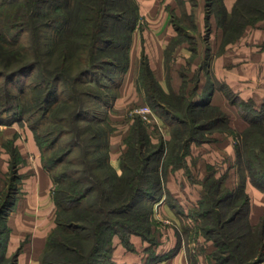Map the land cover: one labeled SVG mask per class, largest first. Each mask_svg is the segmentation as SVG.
I'll list each match as a JSON object with an SVG mask.
<instances>
[{
	"label": "trees",
	"instance_id": "1",
	"mask_svg": "<svg viewBox=\"0 0 264 264\" xmlns=\"http://www.w3.org/2000/svg\"><path fill=\"white\" fill-rule=\"evenodd\" d=\"M213 3L219 13H224L220 0H207L209 9ZM252 14L264 15L263 0H237L230 19L223 23L224 40L235 37L252 20ZM138 19L135 0H0V124L26 122L25 117L37 116L28 124L41 150L35 129L50 113H55L57 104L59 112L65 113L69 107L73 125L67 131L70 145L62 148L55 163L74 147L79 152V166L61 171L57 178L59 190L53 196L55 226L47 236L40 264H112L113 236L118 235L127 248L131 234L146 239L144 231L150 229L154 202L164 194V200L174 201L166 195L168 167H186L191 145L211 139L208 133L232 131L224 111L205 103L203 97L197 98V86L188 94L184 86L179 92H165L147 58L141 56L138 88L143 90L153 111L171 124L170 138L152 143L146 125L136 116L124 136L127 149L120 156L122 172L116 173L108 160V132L88 134L80 124L88 111L85 97L101 96L83 90L79 84L91 73L102 85V79L120 80L129 64V48ZM177 20L174 17L179 35L171 40L165 58L188 34ZM24 33L28 35L27 45L20 43ZM57 46L59 65L51 62ZM70 56L75 65L73 71L68 64ZM33 70V82L19 83L14 92L12 81ZM60 85L62 96L58 92ZM227 95L232 98L230 93ZM263 115L264 110L255 118L250 117L249 126L239 135L236 165L242 178L237 188L229 189L224 176L216 177L212 171L200 180L202 192L194 209L203 220L201 230L213 237L219 264H259L264 259V216L256 224L250 222V199L244 190L247 177L264 191ZM60 119H65L64 115ZM62 132L65 129H59V137ZM104 135V141L97 138ZM17 179L11 165L7 188L0 193V264L16 263V253L3 257L2 239Z\"/></svg>",
	"mask_w": 264,
	"mask_h": 264
},
{
	"label": "crops",
	"instance_id": "2",
	"mask_svg": "<svg viewBox=\"0 0 264 264\" xmlns=\"http://www.w3.org/2000/svg\"><path fill=\"white\" fill-rule=\"evenodd\" d=\"M135 1L139 19L132 33L129 64L119 80L117 94L106 115L117 121L113 124L114 132L109 136V164L117 174L122 172L120 156L127 149L122 140L123 135L136 116L143 121L135 110L145 104L144 92L138 88L137 83L141 56L147 58L155 79L165 92H179L182 87L181 66L194 55L192 51H198L191 63L193 71L200 67L197 98L203 97L205 103L224 111L228 115V125L232 128L231 132L216 130L208 134L211 136L210 140L192 144L191 152L186 156L187 171L184 167H168L165 185L175 198L172 203L163 200L159 205L163 221L175 225L181 212V205L176 197L183 192L191 194L190 198L195 200L200 195L201 186L193 184L187 173L197 174L199 169L202 174L216 163V167L223 165L222 170H225L226 179H232L231 184L240 183L241 171L236 165L239 135L249 126V118L261 115L264 110V15H248L252 20L245 23L231 40H224L223 23L230 19L237 0H220L224 13H219L214 3L209 9L207 0H182L184 14L191 18L198 34L189 29L186 32L196 36L198 46L193 48L183 39L165 58V50L171 40L179 35L174 21L175 16H181L177 12V0ZM245 2L248 4L249 1ZM137 38L140 45L138 44V51H134L132 45ZM227 92L231 94V99ZM154 114L157 122L143 121L151 142L157 143L160 138L168 140L171 124L157 113ZM157 125L163 127V130L159 131ZM193 155L199 156L194 162ZM11 165H14L18 179L15 198L5 218L7 230L2 239L3 257L16 253L15 264H40L47 236L55 226L56 206L49 195L52 184L50 172L42 162L41 150L33 130L25 121L0 124V193L7 188ZM178 175L181 178L179 186L176 184ZM226 184L230 185L228 181ZM244 190L250 199L249 220L256 224L264 216V191L254 186L247 177L244 180ZM112 242V264H188L181 247L161 251L157 249L155 255L149 256L144 252L148 249L149 242L139 234L130 235L131 248H127L118 235L113 236Z\"/></svg>",
	"mask_w": 264,
	"mask_h": 264
},
{
	"label": "rangeland",
	"instance_id": "3",
	"mask_svg": "<svg viewBox=\"0 0 264 264\" xmlns=\"http://www.w3.org/2000/svg\"><path fill=\"white\" fill-rule=\"evenodd\" d=\"M177 2H178V7L180 8V9L178 8L177 12L181 13V16L179 17L175 16L176 18H179V20H177L176 22L179 23L181 26L185 27L186 29H189V31H191L192 33L198 34L197 29L192 26L190 18L184 14L183 1L177 0ZM191 32H186L188 33L187 35L189 36L186 35L185 40H187L190 43L191 47L196 48L198 46V41L196 42L197 38L196 36H194V34H191ZM138 42H139L138 38L135 44H133V40H132V44H133L132 46L134 47V51H138L139 49L140 43ZM20 43L25 44V45L28 44L27 33L22 34ZM46 43H47L46 45H49L48 43H50V39H48L47 37H46ZM57 49H58V46L55 48V51H52L51 62L53 64L59 65V58L56 59V56L59 54V51H57ZM73 52L74 51H69V53H73ZM192 52L194 55L189 58V61L187 60L185 64L181 66L182 86L185 87V91L187 94L190 93L197 86V83L199 82V78H200V67H197L193 71L192 65H191V63L193 62L192 58L196 56V54H198V51H192ZM70 60L68 64L72 68L71 71H73V67L75 65L72 61L71 56H70ZM35 74L36 72L33 70V71L27 72L26 74L22 76L17 77L11 83V88L13 89V91L17 92L19 83L24 82L25 85L26 84L28 85L29 83L33 82ZM118 80L119 78L117 79V81L109 82L108 80L102 79L101 81H103L104 83V85H102L101 83L97 82L98 80H96V76L94 75V73H91L89 75H86L81 81V83L79 84V86L83 90L86 89L87 92H91L94 94L96 93L97 95L101 96L98 99L93 98V96L85 97L84 104H85L86 109H88V111L81 118L80 124L84 126L88 134H90L91 132L103 134L107 131L108 132L107 134L108 146H109V136L111 135L112 132H114L113 124L116 123L117 121L107 118L106 115L109 112V109H110L109 106L111 105L113 97L117 94ZM61 89H62L61 85L60 87L58 86V92L62 96ZM24 97L26 98V95H24ZM143 98H144V103L150 105L145 100V97ZM56 106H57V109L55 113H50L44 120L40 122L41 124H39L37 128L35 129L36 133H38L37 138L39 141V145L41 147L42 162L46 163L49 166V172L51 175L50 177L52 179L51 181L52 184H51V188L49 191V195L51 199H53V196H55L56 192L59 190V181L57 180V178L59 177V173H61V171L63 170L64 171L72 170L79 166V159H78L79 152H78V149L75 147L72 149L71 153H68L67 155H65L62 161L60 162L58 161L57 163H55L56 159H59V153L61 152L62 148L66 149L70 145L71 137L67 131L71 130L73 126L70 115H69V107H66V112L63 113V112H59V104H57ZM61 115H64L65 119L59 120V116ZM36 117L37 116H34L32 118L25 117V120L27 123L32 124L34 118ZM59 129H65V132L64 133L62 132L60 137H59ZM118 130H120V128H118ZM117 133H120V132H117ZM208 134H211V133H208ZM155 135L156 137H158L157 133H155ZM124 136L125 135H123V138H122L123 141H124ZM209 137L211 138L210 135ZM97 138L100 139L101 141H104L106 139V135L100 136V137L97 136ZM53 139L55 140L54 143H52ZM159 141H166V140H164V138H160ZM117 143H120V142H117ZM197 158H199L198 155H195V157L193 155L192 156L193 162ZM221 163L223 164L224 162H221ZM214 164L216 165V163ZM215 165H212V167H209L202 174L198 169L197 174L196 173L193 174L191 172V174L187 173V176L193 184H196V185L199 184L201 186L200 193L202 192V185L200 183V180H202L204 176L211 171L214 173L216 177L224 176L225 185L229 189L235 190L238 185L231 184L232 182L231 178L226 179L227 177L225 175L226 174L225 170L224 169L222 170L223 165L220 164L218 165V167H216ZM187 170L188 169L185 168V171ZM179 178H180V175H178L176 178V184L178 186H179V180L181 179ZM239 179L241 181V176H239ZM227 181L230 183V185L226 184ZM165 189L167 190L170 188L169 187L167 188V185H166ZM171 192L167 190V193H166L167 197L175 198ZM190 195L182 192V194L176 197L177 200L180 202L181 212H179L180 214L177 217L175 225H172L166 221H163L164 216L161 214L160 205L157 203L159 201L155 203L154 209L152 211L153 220L151 221L149 225L150 229L149 230L145 229L144 231V235L146 236L145 240L149 242V247L144 252L147 253L149 256H152L156 254L157 249L161 251L162 249H172V248L175 249V248L181 247L187 256L188 264H219L215 256L217 246L214 243L213 237L205 235V233L201 230V225H202L203 220L201 217H199L196 214L195 209H194L195 205H197L199 201L200 195H199V198L198 199L195 198V200L193 198H190ZM164 199H165V194L160 200L163 201ZM222 247L227 248V246H222ZM130 248H131V245H130ZM259 264H264V259Z\"/></svg>",
	"mask_w": 264,
	"mask_h": 264
},
{
	"label": "built area",
	"instance_id": "4",
	"mask_svg": "<svg viewBox=\"0 0 264 264\" xmlns=\"http://www.w3.org/2000/svg\"><path fill=\"white\" fill-rule=\"evenodd\" d=\"M135 110H136V112H138L141 115L143 121L148 122V123L153 122V121L157 122L156 115L154 114L150 105L143 104V105L136 107ZM157 126H158V129L163 130V127H161L160 125H157ZM161 201L162 200H159V202H157V203L159 204ZM156 215H157V213H156Z\"/></svg>",
	"mask_w": 264,
	"mask_h": 264
}]
</instances>
